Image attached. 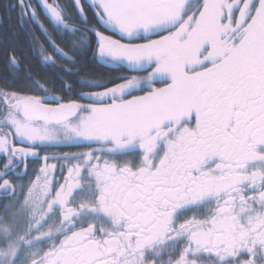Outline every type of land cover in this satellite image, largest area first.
<instances>
[{
	"label": "snow or ice",
	"instance_id": "obj_1",
	"mask_svg": "<svg viewBox=\"0 0 264 264\" xmlns=\"http://www.w3.org/2000/svg\"><path fill=\"white\" fill-rule=\"evenodd\" d=\"M0 10L3 176L21 165L26 175L42 148L85 149L34 169L37 224L51 220L59 240L42 264H197L189 254L264 264V0H0ZM36 30L66 95L21 69V34L35 51ZM49 160L64 162L62 182ZM3 176L0 189L14 191Z\"/></svg>",
	"mask_w": 264,
	"mask_h": 264
},
{
	"label": "flooded vegetation",
	"instance_id": "obj_2",
	"mask_svg": "<svg viewBox=\"0 0 264 264\" xmlns=\"http://www.w3.org/2000/svg\"><path fill=\"white\" fill-rule=\"evenodd\" d=\"M87 101V100H85ZM89 102V101H87ZM0 129L4 131L6 128L3 126V122L0 121ZM17 146H23L22 144H17ZM85 149L75 147V146H53L46 147L39 150L38 157H30L27 162V174L20 175L23 171L24 166L21 165L19 169H10L8 170L7 176H3L4 170H0V176L3 178L10 179L17 187L14 191L2 190L0 189V205L5 208V216L2 215L0 222L5 221V223L0 225L1 233L5 236L11 237L12 235H17L21 232L24 233V242L21 241L25 246L21 248L20 256L15 259L16 261H22L24 264H42V259L45 253H48L50 248L54 245H58L59 240H53L48 237V230L50 225H52L51 220L43 221L37 224V221L40 219L41 213H38L36 207L31 203L29 184L31 180L35 179L36 172L34 169H39L43 160L42 157L47 154L50 156L63 155L65 153H73L78 151H83ZM127 159L128 157H123ZM2 165L4 164L3 159H0ZM50 164H57L55 169V177L61 182L63 181V176L66 174V169H61L60 164H63V161L57 163L56 160H49ZM4 169V167H3ZM2 183V181H0ZM18 208L17 211H7V207ZM187 215H192L188 213ZM6 219V220H5ZM10 229V231H8ZM20 233V234H21ZM7 238V237H6ZM16 252V253H18ZM247 255H241L239 259L241 261L248 259ZM165 260L168 259V256L164 257ZM189 260H197V264H213V261L218 259L213 254L209 256L204 254L203 257L198 255L194 256L192 254L188 255ZM18 263V262H17ZM16 264V263H15Z\"/></svg>",
	"mask_w": 264,
	"mask_h": 264
},
{
	"label": "trees",
	"instance_id": "obj_3",
	"mask_svg": "<svg viewBox=\"0 0 264 264\" xmlns=\"http://www.w3.org/2000/svg\"><path fill=\"white\" fill-rule=\"evenodd\" d=\"M50 2L52 0H49ZM5 2H8V0H5ZM33 4H36L37 0H32ZM64 3H69L70 0H62ZM0 15H3L2 10H0ZM12 20L9 22L8 20L4 21L3 27H9V23H11L12 26H15V13H12ZM35 35L40 41V43H37L35 45V51H33V46L29 45L26 39L23 38V34H21V46L19 47L18 51L20 54L23 55L24 59L21 62V69H27L30 71L34 76H36L38 79L47 80L48 81V88H49V93L52 95H66V93H63L59 91V89L62 88V80L61 76L63 74H57L53 71H51L48 67L42 64L41 62V53H40V44L45 43L43 37L41 36L39 30L35 31ZM45 47L47 48V45L45 43ZM48 52H51V49H48ZM5 55H4V50L3 46H0V69L3 68L4 62H5ZM87 66L92 69L95 73L100 74V75H108V74H117V73H109V70L104 67H97L92 64V62L89 60L87 61ZM67 79V77H65ZM2 82V81H0ZM38 95H44V93H36ZM81 103H88L87 101H80ZM6 129L5 131H7ZM19 144V143H18ZM0 170L3 169L2 162H0ZM2 181V179H0ZM7 211H17L18 208H13V207H7ZM5 208L0 205V217L2 215L5 216ZM2 219L0 218V221ZM6 220V219H5ZM5 223V221H4ZM3 221L0 222V225L2 224L3 226ZM12 239V238H11ZM7 247V238L5 235L1 233L0 230V251L5 249Z\"/></svg>",
	"mask_w": 264,
	"mask_h": 264
},
{
	"label": "rangeland",
	"instance_id": "obj_4",
	"mask_svg": "<svg viewBox=\"0 0 264 264\" xmlns=\"http://www.w3.org/2000/svg\"><path fill=\"white\" fill-rule=\"evenodd\" d=\"M8 231H10V229ZM17 233L19 234H17L16 236L15 235H12L11 237L6 236L7 247L0 251V264H15V263L24 264L20 260L15 262V259L20 256V253L18 251H20L21 248L25 246L24 244L21 243V241L24 242L26 240L24 239V233L21 232H17Z\"/></svg>",
	"mask_w": 264,
	"mask_h": 264
}]
</instances>
